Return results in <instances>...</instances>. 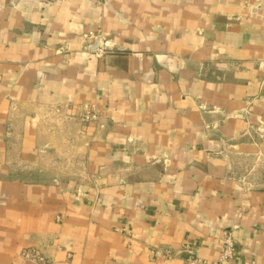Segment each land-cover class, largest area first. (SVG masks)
<instances>
[{"label": "crops", "instance_id": "0c3cea01", "mask_svg": "<svg viewBox=\"0 0 264 264\" xmlns=\"http://www.w3.org/2000/svg\"><path fill=\"white\" fill-rule=\"evenodd\" d=\"M223 229L264 264V0H0V264L213 261Z\"/></svg>", "mask_w": 264, "mask_h": 264}, {"label": "built area", "instance_id": "2783aa9c", "mask_svg": "<svg viewBox=\"0 0 264 264\" xmlns=\"http://www.w3.org/2000/svg\"><path fill=\"white\" fill-rule=\"evenodd\" d=\"M92 39L96 38L100 44L96 47L97 55L102 56L104 53V38L100 34L88 33ZM104 43V44H103ZM78 115L81 121L85 123H93L99 120V112L93 104L80 103L76 105ZM99 126H102L99 124ZM220 250L216 260H208L199 257L192 246L184 244L179 250L170 248L152 247L148 250L151 260H166L179 256L186 264H223L232 259L235 253V242L230 229H223L220 233ZM20 256L27 260L30 264H49L50 258L46 256L43 250L39 248H25L21 251Z\"/></svg>", "mask_w": 264, "mask_h": 264}, {"label": "rangeland", "instance_id": "374dc122", "mask_svg": "<svg viewBox=\"0 0 264 264\" xmlns=\"http://www.w3.org/2000/svg\"><path fill=\"white\" fill-rule=\"evenodd\" d=\"M56 163H58V161L54 159L53 154H48L45 157L36 156L30 163L24 165L19 164L16 168H18L19 172L23 171L25 176L32 180L47 179L49 176H52L55 173L68 175V173L71 172L69 167H58ZM254 170L256 171V169ZM258 170H260L259 167L257 168V172ZM72 171H74V169ZM242 182H244L246 185L252 184L246 178H242Z\"/></svg>", "mask_w": 264, "mask_h": 264}, {"label": "water", "instance_id": "95a60500", "mask_svg": "<svg viewBox=\"0 0 264 264\" xmlns=\"http://www.w3.org/2000/svg\"><path fill=\"white\" fill-rule=\"evenodd\" d=\"M96 48V47H95Z\"/></svg>", "mask_w": 264, "mask_h": 264}]
</instances>
